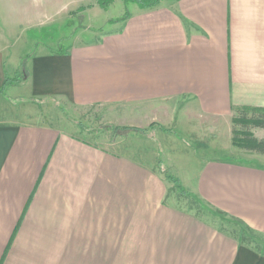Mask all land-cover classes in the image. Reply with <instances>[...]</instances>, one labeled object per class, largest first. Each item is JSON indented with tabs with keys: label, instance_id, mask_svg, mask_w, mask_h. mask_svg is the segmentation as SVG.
Listing matches in <instances>:
<instances>
[{
	"label": "crops",
	"instance_id": "0c3cea01",
	"mask_svg": "<svg viewBox=\"0 0 264 264\" xmlns=\"http://www.w3.org/2000/svg\"><path fill=\"white\" fill-rule=\"evenodd\" d=\"M127 15L89 41L25 54L6 33L43 23L0 24V91L27 70L0 93V264H264L216 216L264 235V155L236 160L229 123L264 108V0H164ZM30 99L140 113L171 104L188 138L166 137L168 154L188 160L187 179L174 178L200 214L164 202L156 154L169 131L140 148L129 135L96 145Z\"/></svg>",
	"mask_w": 264,
	"mask_h": 264
},
{
	"label": "rangeland",
	"instance_id": "374dc122",
	"mask_svg": "<svg viewBox=\"0 0 264 264\" xmlns=\"http://www.w3.org/2000/svg\"><path fill=\"white\" fill-rule=\"evenodd\" d=\"M99 1L107 2V6L101 8L98 5ZM8 5L14 10H9L4 15L1 14V25H4V23L10 25L12 21L17 25L26 24L28 21L38 23V25L43 23L42 26L34 27L28 32L21 33L18 30L15 33H6L8 38L5 37V43L11 46L10 51L25 54L27 52L33 53L42 48L51 51L65 50L68 45H72L76 40L86 42L94 39L103 32L112 30L113 27L108 25L109 22L125 16L130 7L135 4L126 3L123 0H114L109 4L107 0H12V2L7 3ZM31 39H35V41L30 46L27 43ZM17 77L19 80L17 79L14 82V86L23 82L21 80L22 74H18ZM21 99V96L16 98L17 101L14 96L11 97L12 102H18ZM29 101L37 104L40 109L38 110L46 114L47 118L56 121H67L72 124L76 127L79 137L85 138L96 145L120 142L129 135L133 136L132 138L137 141V148H140V142L149 141V137L153 136L157 130L169 131L170 133L168 132L166 135H159L161 146L157 148L156 154V161L163 165L160 169L161 173L158 172V177L166 189L164 202L185 209L194 206L196 212L200 214V210L190 198V195L175 180V178L181 181L187 179V176L183 174V169L185 170V167L188 166V160L183 155L175 158L171 157L167 151L166 137L174 135L179 139L185 137L180 121L169 122L171 121L170 118L173 117V114L168 112L173 109L171 104L156 105L148 102V104L138 106L143 107L140 113L137 110H127L128 107L126 109L125 106L119 105L80 108L62 105L54 100L50 101L51 104H49L48 99H30ZM16 102L15 104H17ZM147 111H149V118L146 115ZM142 115H145L146 118ZM180 115L181 113L177 120ZM131 117L133 118L131 119ZM128 119H131V121H128ZM229 123L230 145L238 150V154L235 156V159L238 160L241 159L240 154L248 152L240 149L239 146L237 148L232 145L231 118ZM237 129L240 128L237 127ZM249 130L255 138H264V130L254 128ZM141 135L144 136V139ZM192 147L198 149L194 143ZM154 148L156 149L155 145ZM208 157L216 156L208 155ZM245 159L247 158L245 157ZM216 216L220 218L222 224L219 225L226 233L235 237L240 244L253 248L264 255V235L251 231L236 220L219 214Z\"/></svg>",
	"mask_w": 264,
	"mask_h": 264
},
{
	"label": "trees",
	"instance_id": "16d2710c",
	"mask_svg": "<svg viewBox=\"0 0 264 264\" xmlns=\"http://www.w3.org/2000/svg\"><path fill=\"white\" fill-rule=\"evenodd\" d=\"M108 4L111 3L114 0H107ZM164 0H123V2L126 3H133L137 5L138 8L143 10H150L154 9L159 6V4ZM98 5L101 8H105L107 6V2L99 1ZM128 15L121 17L118 20H111V23L124 21L127 19ZM109 22V23H110ZM20 73H26V67L25 63H22L20 67ZM18 74L12 78V79H6V82L0 91L2 94L4 90L9 86L13 85L14 82L19 78L17 77ZM24 75L22 74V81H23ZM4 89V90H3ZM231 125H232V145L234 147L239 146L240 149H243L244 151H247L248 153L256 154V155H264V138L258 139L255 138L249 129H262L264 130V108H249V107H243L238 109L232 119H231ZM239 127L240 129H237ZM240 142V143H239ZM240 144V145H239Z\"/></svg>",
	"mask_w": 264,
	"mask_h": 264
}]
</instances>
